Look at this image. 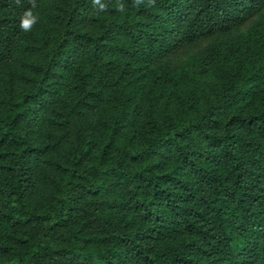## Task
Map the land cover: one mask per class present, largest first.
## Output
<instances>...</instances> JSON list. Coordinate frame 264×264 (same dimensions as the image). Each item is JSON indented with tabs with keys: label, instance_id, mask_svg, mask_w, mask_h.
<instances>
[{
	"label": "trees",
	"instance_id": "1",
	"mask_svg": "<svg viewBox=\"0 0 264 264\" xmlns=\"http://www.w3.org/2000/svg\"><path fill=\"white\" fill-rule=\"evenodd\" d=\"M262 45L264 0H0V264H264Z\"/></svg>",
	"mask_w": 264,
	"mask_h": 264
},
{
	"label": "rangeland",
	"instance_id": "2",
	"mask_svg": "<svg viewBox=\"0 0 264 264\" xmlns=\"http://www.w3.org/2000/svg\"><path fill=\"white\" fill-rule=\"evenodd\" d=\"M251 24L249 23V24H246V25H243V29H246V28H248L249 26H250ZM258 51H262V55H264V45H262V46H258ZM42 161L43 160H46L45 158H40ZM44 187H41V190H43L44 191Z\"/></svg>",
	"mask_w": 264,
	"mask_h": 264
},
{
	"label": "clouds",
	"instance_id": "3",
	"mask_svg": "<svg viewBox=\"0 0 264 264\" xmlns=\"http://www.w3.org/2000/svg\"><path fill=\"white\" fill-rule=\"evenodd\" d=\"M30 21H28L27 19H25L23 22H22V27H24V28H28L29 26H30Z\"/></svg>",
	"mask_w": 264,
	"mask_h": 264
}]
</instances>
